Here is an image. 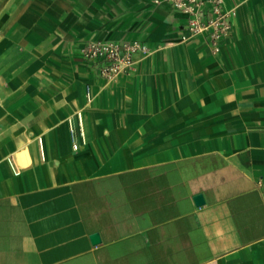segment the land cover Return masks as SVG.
Instances as JSON below:
<instances>
[{"label": "crops", "instance_id": "0c3cea01", "mask_svg": "<svg viewBox=\"0 0 264 264\" xmlns=\"http://www.w3.org/2000/svg\"><path fill=\"white\" fill-rule=\"evenodd\" d=\"M203 2L226 35L169 0H0V264H264V0ZM97 39L144 48L107 78Z\"/></svg>", "mask_w": 264, "mask_h": 264}, {"label": "built area", "instance_id": "2783aa9c", "mask_svg": "<svg viewBox=\"0 0 264 264\" xmlns=\"http://www.w3.org/2000/svg\"><path fill=\"white\" fill-rule=\"evenodd\" d=\"M173 6L189 15L188 28L193 34L208 31L213 39L224 36L229 32L230 22L227 19V14L221 12L218 7L214 8V15L207 21L201 18L203 10V0H169ZM144 47L137 40L119 42L116 40H91L86 42L83 53L87 59H100L102 62L101 74L107 78H114L121 71H125L132 64L133 53ZM80 131L79 134L84 138L82 114L77 111ZM70 120V119H69ZM70 136L72 147L78 148V143L75 141L74 128L70 125Z\"/></svg>", "mask_w": 264, "mask_h": 264}, {"label": "water", "instance_id": "95a60500", "mask_svg": "<svg viewBox=\"0 0 264 264\" xmlns=\"http://www.w3.org/2000/svg\"><path fill=\"white\" fill-rule=\"evenodd\" d=\"M194 200H195V203L198 205L203 203V201H204L203 195L201 193L195 194ZM90 238H91V241L93 243H97L100 241V237H99V234L97 232L91 233Z\"/></svg>", "mask_w": 264, "mask_h": 264}]
</instances>
